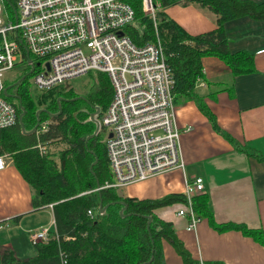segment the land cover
I'll use <instances>...</instances> for the list:
<instances>
[{
	"label": "trees",
	"instance_id": "trees-1",
	"mask_svg": "<svg viewBox=\"0 0 264 264\" xmlns=\"http://www.w3.org/2000/svg\"><path fill=\"white\" fill-rule=\"evenodd\" d=\"M126 1L134 8L135 16L124 26V32L137 44L161 42L174 77L172 90L175 102H180L183 97L193 99L208 115L215 129L239 150L248 151L233 135L222 130L216 114L205 103L198 83L205 75L202 58L207 55L220 57L233 74L256 70L253 52L244 49L230 51L225 22L245 14L264 18V3L158 0L160 8L154 19L144 13L142 0ZM177 3H198L211 9L218 16V26L198 34L189 33L165 12L167 6ZM4 5L12 9L17 2L4 0ZM21 47L25 54L24 43ZM22 64H25L23 75L30 74L27 60ZM26 77L11 88L21 98L19 113L23 111L21 105L26 110L22 116L25 131L20 120L13 126L0 129V155L13 158L15 166L32 187L33 210L52 204L55 230H51L49 241L33 244L37 251L34 256L19 259L13 249H7L0 258V264H167L164 254L166 241L171 242L187 262L194 263V260H189V252L177 236L172 222L156 212L159 207L186 200L185 195L173 192L160 198H139L123 196L115 187L98 188L112 179V173L106 147H101L96 138L98 133L90 136L96 129L90 114L97 107L101 111L106 109L113 96L107 73L97 71L94 74L92 84L96 90L90 100L92 109L87 107L82 96H78L80 93L66 88L63 83L45 89L46 93L35 101L24 86ZM8 99L11 100L10 97ZM39 109L42 110L37 115ZM39 118L37 129L30 132ZM45 121L48 125L43 130L41 124ZM55 142L63 144L57 152L49 149V145ZM40 145L47 146V152H41ZM193 201L195 210L207 216L217 229L239 228L264 244V231L260 229L229 222L217 223L206 192L195 195ZM101 203L106 206L103 212L100 211ZM90 208L94 210L93 215L88 212ZM22 216V213L17 214L11 220L19 222ZM149 216H152L150 223Z\"/></svg>",
	"mask_w": 264,
	"mask_h": 264
},
{
	"label": "crops",
	"instance_id": "crops-1",
	"mask_svg": "<svg viewBox=\"0 0 264 264\" xmlns=\"http://www.w3.org/2000/svg\"><path fill=\"white\" fill-rule=\"evenodd\" d=\"M244 1L264 3V0ZM165 12L192 34L218 26V16L198 3L172 4ZM225 32L230 51L244 49L254 53L256 70L233 74L220 57L207 55L202 58L205 75L198 88L222 130L233 135L248 151L239 150L213 127L193 99L183 97L175 102V109L184 167L127 184L118 191L123 196L139 198H160L173 192L184 196L186 181L202 176L217 223L243 224L264 231V51H261L264 18L251 14L230 18L225 22ZM49 149L53 150L51 144ZM33 208L32 187L11 158L0 170V258L7 249H13L19 259L34 256L37 253L34 247L30 251L16 247L24 237L30 243L28 229L46 226L55 230L52 206ZM181 208H186L184 199L159 207L156 212L172 222L189 252V260L195 262H187L166 241L167 264H264V244L252 235L239 228L219 230L197 211L201 219L189 230L188 217L178 214ZM20 213L23 216L19 222L11 220Z\"/></svg>",
	"mask_w": 264,
	"mask_h": 264
},
{
	"label": "built area",
	"instance_id": "built-area-1",
	"mask_svg": "<svg viewBox=\"0 0 264 264\" xmlns=\"http://www.w3.org/2000/svg\"><path fill=\"white\" fill-rule=\"evenodd\" d=\"M159 8L158 0H142L144 13L154 19ZM4 9V0H0V129L19 120V102L4 93L8 85L6 73L17 64L27 60L30 71L33 68V81L41 89H50L90 71H101L109 77L113 96L103 112L94 111V117L99 126L97 133L107 131L105 147L112 179L98 188H119L184 167L173 73L159 40L137 44L124 32V26L135 16L130 3L17 0L15 21L3 19ZM20 40L25 52L29 51L31 62ZM47 125L45 121L41 128L46 130ZM39 149L47 152V146L40 145ZM9 160L8 155H0V170ZM205 191L202 176L186 181V208L178 214L188 217L189 230L201 219L194 208V196ZM88 212L94 214L91 208ZM50 232L46 226L30 228L29 241L47 242Z\"/></svg>",
	"mask_w": 264,
	"mask_h": 264
},
{
	"label": "rangeland",
	"instance_id": "rangeland-1",
	"mask_svg": "<svg viewBox=\"0 0 264 264\" xmlns=\"http://www.w3.org/2000/svg\"><path fill=\"white\" fill-rule=\"evenodd\" d=\"M15 1L17 2V0ZM16 8H17V5H16ZM3 19L6 21L7 19L15 21L16 17H15L14 8L10 9L8 7H5L4 13H3ZM24 72H25V64L24 65L22 63L17 64L12 70L6 73V84H12L16 82L18 79H20L23 76ZM96 72L97 71H90L87 74H84V75H81V76H78V77H75L73 79L63 82V85L66 86V88H73L74 90H76V92L80 93V95L78 96L80 97L82 96L84 98V101L86 100L85 104L87 105V107L91 109H92V103L90 100L94 98V95H92V93L94 90H96V87H94L92 83H93L94 74ZM33 77H34L33 73L28 74L25 79L24 86L26 87L32 99L37 101L44 93H46V90L39 88L33 81ZM101 112H103V110ZM94 124L96 127V122H94ZM106 137H107V131L105 130L100 131V133L96 135V138L99 144L103 148L105 147ZM52 147L57 152L61 149V147H63V144L61 142H55L52 144ZM16 247L18 249H23V250L28 249L30 251V249H32L34 245L28 243L26 237H24L20 241V244ZM35 251H36V248H35Z\"/></svg>",
	"mask_w": 264,
	"mask_h": 264
},
{
	"label": "water",
	"instance_id": "water-1",
	"mask_svg": "<svg viewBox=\"0 0 264 264\" xmlns=\"http://www.w3.org/2000/svg\"><path fill=\"white\" fill-rule=\"evenodd\" d=\"M14 11H15V17L17 18V9H16V7H14ZM120 32L123 33V31H120ZM20 42L22 43V40H20ZM26 55H27V57H28V61L31 62V61H32V57L30 56L28 50H26ZM32 70H33V68H31V71H32ZM31 71H30V72H31ZM26 75H27V74L23 75V76H22L20 79H18L16 82L7 85L6 88H5V90H4V93H5L7 96H10V97H11V96H16V97L19 99V102H20V103H21V98H20V96H19V95H14V94H12L9 90L12 88V86L16 85V84L19 83L21 80H23V79L26 77ZM60 98H61V97H60ZM60 98L58 99L59 102H60ZM74 98H77V97H74ZM21 108H22L23 111H22V112L20 113V115H19V120H20V123H21V125H22V129H23V131H25L22 116H23V114L25 113L26 110L24 109V107H23L22 105H21ZM99 109H100V108L97 107V108H96V112H98ZM41 110H42V109L37 110V115H39V113H40ZM60 111H61V109H60ZM60 111H59V112H60ZM56 114H57V113H56ZM90 115H91L90 118L93 119V120L96 122V129H95L94 133L90 135V136H93V135H95V134L97 133L99 126H98V124H97V120H96L95 117H94V112H92ZM39 122H40V118H39V121H38L37 125H36V126L30 131V132H34V131L37 129V127H38V125H39ZM105 209H106V206H103V204L101 203V204H100V211L103 212V211H105ZM121 213L124 214V213H123V210H121ZM151 219H152V216H149V223H150Z\"/></svg>",
	"mask_w": 264,
	"mask_h": 264
},
{
	"label": "flooded vegetation",
	"instance_id": "flooded-vegetation-1",
	"mask_svg": "<svg viewBox=\"0 0 264 264\" xmlns=\"http://www.w3.org/2000/svg\"><path fill=\"white\" fill-rule=\"evenodd\" d=\"M10 92H11L12 94H14V95H18V94L16 93L15 89H10ZM12 97H16V96H11L10 98H11V99H17L16 101L19 102V99H18V98H12Z\"/></svg>",
	"mask_w": 264,
	"mask_h": 264
},
{
	"label": "bare ground",
	"instance_id": "bare-ground-1",
	"mask_svg": "<svg viewBox=\"0 0 264 264\" xmlns=\"http://www.w3.org/2000/svg\"><path fill=\"white\" fill-rule=\"evenodd\" d=\"M124 1H126V0H124ZM127 2V1H126ZM169 65V64H168ZM170 67V66H169ZM171 68V67H170Z\"/></svg>",
	"mask_w": 264,
	"mask_h": 264
},
{
	"label": "clouds",
	"instance_id": "clouds-1",
	"mask_svg": "<svg viewBox=\"0 0 264 264\" xmlns=\"http://www.w3.org/2000/svg\"><path fill=\"white\" fill-rule=\"evenodd\" d=\"M9 85V84H8ZM10 91V90H9ZM19 104V103H18ZM20 115V114H19Z\"/></svg>",
	"mask_w": 264,
	"mask_h": 264
}]
</instances>
